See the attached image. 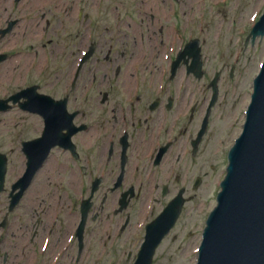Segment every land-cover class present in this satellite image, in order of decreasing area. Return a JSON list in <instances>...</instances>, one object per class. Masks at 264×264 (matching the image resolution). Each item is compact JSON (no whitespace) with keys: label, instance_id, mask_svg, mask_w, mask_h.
<instances>
[{"label":"flooded vegetation","instance_id":"af4514ba","mask_svg":"<svg viewBox=\"0 0 264 264\" xmlns=\"http://www.w3.org/2000/svg\"><path fill=\"white\" fill-rule=\"evenodd\" d=\"M169 1L0 0V115L17 113L20 132L18 173L9 179L7 157L0 182V264H101L106 253L130 264L147 225L215 169L208 134L196 143L206 98L151 72ZM47 111L64 144L14 202L24 145L41 138Z\"/></svg>","mask_w":264,"mask_h":264},{"label":"rangeland","instance_id":"374dc122","mask_svg":"<svg viewBox=\"0 0 264 264\" xmlns=\"http://www.w3.org/2000/svg\"><path fill=\"white\" fill-rule=\"evenodd\" d=\"M250 9L251 12L255 9V12L245 15ZM263 9L264 0L169 2L166 9L168 19L163 22L165 25L163 33L156 38L153 48L149 49L151 56H159L157 60H153L152 66L155 64V67L151 72L154 71L156 74L159 66L164 64L162 59L167 55V48L172 40L175 46H179L181 40L196 38L200 41L203 60L202 79L196 80L192 75H187L183 68L177 83L183 80L187 94L193 93L196 98L208 97L211 94L208 84L214 73L220 72L219 97L212 111L209 133L206 136V140H211L207 144H211L216 151L214 154L216 170L207 180L206 185L195 195L194 202H189L185 206L186 225H191L186 233L195 231L196 234L191 238H180L176 242L165 241L154 256L152 264H195L196 262L198 232L204 227L208 213L216 204V192L219 191L218 185L227 165V152L241 132L245 109L252 91V80L264 59V39L257 38L253 45L249 42L246 47L244 46L249 28L261 15ZM219 23L222 24V36L216 39ZM174 26H176L175 31L172 30ZM175 52L176 50L170 51L169 59L174 58ZM17 115L12 113L0 119V153H7L9 156L12 169L10 180L18 173L20 132ZM7 119H12L13 122L6 123L4 120ZM105 257L106 262L112 264L119 258L118 255L107 253ZM100 259L97 258V261Z\"/></svg>","mask_w":264,"mask_h":264},{"label":"water","instance_id":"95a60500","mask_svg":"<svg viewBox=\"0 0 264 264\" xmlns=\"http://www.w3.org/2000/svg\"><path fill=\"white\" fill-rule=\"evenodd\" d=\"M263 33L264 17L253 29L252 40ZM193 56L199 70L197 52ZM218 77L219 74L211 83L212 104ZM228 161L218 206L207 220L197 264H264V64L254 80L243 133L230 150ZM162 221L163 216L159 222ZM166 233L167 229L150 246L149 233L135 264H151L154 250Z\"/></svg>","mask_w":264,"mask_h":264},{"label":"bare ground","instance_id":"6f19581e","mask_svg":"<svg viewBox=\"0 0 264 264\" xmlns=\"http://www.w3.org/2000/svg\"><path fill=\"white\" fill-rule=\"evenodd\" d=\"M252 9V8H251ZM251 9H250V11H248V12H246L245 13V15H247V14H251V13H254L255 12V9L251 12ZM251 12V13H250ZM249 16V15H248ZM221 29H222V24L221 23H219V25H218V27H217V34H216V39L219 37H221L222 35H221ZM227 33V32H226ZM153 67V66H152ZM39 104H43L44 102L43 101H39L38 102ZM58 111L59 112H61V110L60 109H58ZM47 131H49V128H48V130ZM239 167L240 166H238L237 168H235V173H237L238 172V170H239ZM2 170H4V171H6V169H5V167L4 168H2ZM11 173V171L9 172V174ZM39 174V173H38ZM173 203V202H172ZM171 203V204H172ZM168 217L166 218V220H165V222L164 221H162L161 223H163L161 226H160V222L158 221H155V223L157 224V225H155L154 223H151L150 225H149V228H147V229H149L150 231L151 230H154L152 233H151V236H150V238L149 239H147V242H148V245L150 246L152 243H154L155 241H154V239H155V237H157L156 235L159 233V232H161V231H159V230H162L164 227H165V225H166V223L167 222H170V223H173L175 220H177V218L179 217V215H180V209H178V208H175V211L174 212H172V211H169L168 212ZM160 223V224H159ZM157 227V228H156ZM150 234L148 233L147 234V236H149ZM146 242V241H145ZM144 242V243H145ZM144 243H143V245H144ZM143 245H142V247H143ZM141 251H142V249H141ZM140 251V252H141ZM140 254V253H139ZM105 254L101 257V259H100V263L101 264H105V263H107L106 262V260H105Z\"/></svg>","mask_w":264,"mask_h":264}]
</instances>
